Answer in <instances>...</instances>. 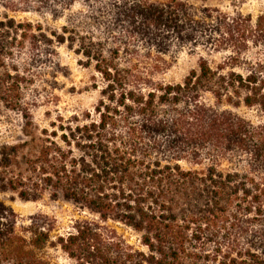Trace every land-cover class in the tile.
Wrapping results in <instances>:
<instances>
[{
	"label": "trees",
	"instance_id": "obj_1",
	"mask_svg": "<svg viewBox=\"0 0 264 264\" xmlns=\"http://www.w3.org/2000/svg\"><path fill=\"white\" fill-rule=\"evenodd\" d=\"M212 1L0 0V102L21 112L27 137L0 149V191L48 194L90 216L54 242L49 219L20 226L0 202V264H52L41 255L50 246L77 264H264V62L241 53L264 47V16ZM63 46L99 79L95 117L30 133L24 89ZM230 49L217 65L202 56ZM184 53L197 68L166 83ZM108 223L138 235L139 248Z\"/></svg>",
	"mask_w": 264,
	"mask_h": 264
},
{
	"label": "rangeland",
	"instance_id": "obj_2",
	"mask_svg": "<svg viewBox=\"0 0 264 264\" xmlns=\"http://www.w3.org/2000/svg\"><path fill=\"white\" fill-rule=\"evenodd\" d=\"M210 5L232 16L242 14L252 17L253 20L264 16V0H213ZM0 12L2 13L1 10ZM16 18L44 23L46 27L53 30H59L65 23L62 20L53 21L51 18L43 20L36 15H19ZM237 51L230 49L212 56L202 52V56L212 65H217ZM241 53L244 62L246 60L264 62V47L250 44L248 49ZM27 60L24 54L15 57L16 63H24ZM198 60L195 54H182L164 76L165 82L182 83L190 71L197 68ZM79 61L82 59L63 46L57 48L50 62L36 67L33 73L35 75L33 85L24 89V102L28 105L35 124L29 130L30 133L39 135L42 130L55 131L59 125L57 120L59 118L69 122V119L73 117H78L81 121H84L88 115L95 117L94 111L99 101V91L95 89L98 77L92 69L80 65ZM240 113L254 123L263 120L256 111L242 109ZM51 123H56V128L51 127ZM26 140L21 112L11 110L0 102V149ZM0 202L15 212L20 226L28 225L30 219L36 216L49 219L54 227L52 232L54 242L58 237L69 235L76 222L90 217L62 199H51L48 194L41 200L27 202L21 200L15 193L0 191ZM106 227L116 230L130 246L139 248V237L133 231L114 223H108ZM41 255L52 264H77L59 247L50 246Z\"/></svg>",
	"mask_w": 264,
	"mask_h": 264
}]
</instances>
